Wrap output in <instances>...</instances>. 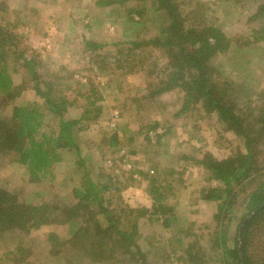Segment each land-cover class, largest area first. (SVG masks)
I'll list each match as a JSON object with an SVG mask.
<instances>
[{"label":"rangeland","instance_id":"obj_1","mask_svg":"<svg viewBox=\"0 0 264 264\" xmlns=\"http://www.w3.org/2000/svg\"><path fill=\"white\" fill-rule=\"evenodd\" d=\"M97 1L0 0L6 7L5 12H0V17L4 18L0 20L1 24L7 28L9 25L11 31L15 33L14 19H17L22 29L17 51L24 52L26 57L39 64L40 70L37 72L42 80L51 82L53 92L66 99L64 118L79 121L74 133L80 147L79 155L74 152L60 154L61 161L55 162L54 165L56 180L50 186H44L45 188L29 185L28 180L23 177L21 168L9 165L8 160L0 158V188L7 194H15L23 206L39 205L37 196H43L44 203L49 204L47 205L49 207L58 201L66 202L72 182H76L81 171L75 165V161L82 159L94 181L101 179L102 175L110 179L112 187V191H108L112 197L110 207L120 208L116 210V214L114 212L115 215H119L118 211L122 209L119 223L122 226H132L133 221H136V235L141 239L140 249L147 254L145 264H222L218 254L223 252L224 247L232 245L235 227L243 217L242 207L234 211L235 217L229 223L226 233L227 240H214V237L219 238V234L216 233L222 228V222L217 223L216 218H213L217 214L218 205L216 202L202 200V196L207 188H216L218 185L214 180L207 181L209 176L197 161L201 160L205 153L218 161L236 152L239 153L243 150L242 140L229 133L219 136V132H216L218 126L215 124L214 114L208 115L191 107L187 113L174 117L182 103V95L177 90L152 99L147 98L148 94L153 92L150 85L158 80L165 63L161 50L143 49L139 55L142 65L141 62L139 64L133 62L121 70L109 69L107 72L110 76L106 75V71L98 69L96 65L100 58L109 55L112 50L102 45L95 52H91L85 42L108 44L115 41L129 42L134 38H148L155 33L156 24L147 27L135 24L134 22L139 20L138 17L129 15L134 7L132 1L119 7L97 6ZM186 2L184 10L192 11V15L197 13V18L203 17L208 24L216 26L226 35L237 37L247 35V28L257 24L251 22L250 18L261 0H228L223 3L221 0H186ZM128 18H134V21L129 22ZM157 21L162 20L157 18ZM261 50L249 56L251 59L249 64L245 65L240 58L234 59L235 67L231 65L224 74L225 78L233 81L235 79L232 77L239 71L244 73L243 78L246 80L244 90L250 95H248L252 101L250 106L254 109L255 105L264 102V43L261 44ZM248 55L244 54L243 59ZM92 62H96L95 65H92ZM22 72V69L18 68L17 73L12 74V85H19ZM26 81V85L17 91L14 104L18 106L22 103L41 104L34 93L33 81L30 78ZM235 81L239 82L238 79ZM90 83L100 90L102 100L96 103V107L99 108L98 117L93 122L85 124L82 120L84 111L91 109L85 105L88 102H85L83 95H89L87 92ZM237 90L240 89L235 86V90L227 92L226 96L237 97ZM10 101L5 99V102ZM251 113L256 116L252 115L249 118L250 125L258 133L261 126L258 112ZM155 123L162 125L156 129L155 134L162 135L163 130L169 127L171 129L169 135L160 139L159 146L153 144L148 146L144 151L145 156L139 153L136 157L127 154V151L138 152L142 149L140 138L132 143H128L127 139L138 129L144 135L149 131L147 126ZM149 133L151 135L150 131ZM114 134L117 136L118 145L110 150L106 141ZM261 139L258 143L261 150L258 158L261 165H264ZM182 155L194 161H182L180 158ZM135 163L136 165H133ZM152 166L161 172L162 187L171 188L163 194L166 196V206L174 213L166 229L160 225L162 219L155 221L156 217L151 215L152 201L147 194L145 183L137 179L136 174L131 175L134 167L152 173L149 171ZM169 171L174 172L172 177H168ZM262 174L264 175V171ZM244 184L245 181L237 188L242 187L244 192H251L254 189V185L248 187ZM141 210H147V213L138 217L143 212ZM50 211L51 208L47 213ZM99 218L102 221L101 217ZM50 231L62 237H69L73 232L71 224L51 225L31 229L28 234L27 231H22L15 236L24 239L22 241L28 244L25 249L32 254L43 253L49 249V243L43 240L42 236ZM9 234L12 232L0 237V257L2 263L14 264L12 262L14 258H11L14 256L9 255L14 253L15 241L9 240ZM179 236L183 237V240L177 247L176 240L169 239ZM259 238L262 240V236ZM259 238L253 242L260 243ZM109 245L112 252L109 254L114 257L108 264H138L137 255L122 256L120 248L116 247L117 244ZM187 247L198 256L197 259L189 260L188 256H183L182 251Z\"/></svg>","mask_w":264,"mask_h":264},{"label":"trees","instance_id":"obj_2","mask_svg":"<svg viewBox=\"0 0 264 264\" xmlns=\"http://www.w3.org/2000/svg\"><path fill=\"white\" fill-rule=\"evenodd\" d=\"M129 1L134 2L129 15H135L139 19L134 23L140 27L156 24L155 33L148 38H134L123 43L85 42L91 52H95L102 45L112 50L109 55L100 58L96 67L106 71V75L110 76L109 69L117 71L127 64L132 65L133 62L139 64L141 62L139 55L143 49L161 50L165 63L158 80L150 85L153 92L148 94L147 98L152 99L177 90L182 95V103L174 117L187 113L191 107L208 115L214 114L215 124L218 126L216 132H219V136L229 133L242 140L243 150L239 153L236 152L219 161L205 153L201 160L197 161V164L208 174L207 181L214 180L218 185L216 188H207V191L203 192L202 200L216 202L218 205L217 214L213 218H216L217 223L222 222V228L216 231L219 238L214 237V240H227L226 233L229 223L235 217L234 211L242 207L243 217L235 227L232 245L224 247L223 252L218 254L222 264H264V208L249 217L264 204L262 174L264 165H261L258 158L261 153L258 146L261 137L262 151H264V102L255 105V109L250 106L252 101L244 90L246 80L243 78V72L237 71L238 73L232 77L238 79V83L224 77L228 67L234 66V59L240 58L246 65L251 62L249 58L251 54L262 51L264 0L257 4L250 18L251 22L257 24L247 28V35L237 37L226 35L216 26L208 24L203 17L197 18V13L192 15V11L184 10L187 5L186 0H98L96 5L119 7ZM227 1L221 0V3ZM5 10V5L0 3V12ZM157 18H161L162 21H157ZM133 19L128 18V21L133 22ZM0 20L4 18L0 17ZM13 29L16 30L15 33L11 31L9 25L7 28L0 22V158L8 160L9 165L21 168L23 177L28 180L29 185L45 188L56 180L54 165L61 161V153L74 152L79 155L80 147L74 133L79 121L64 118L66 99L53 92L51 82L42 80L37 72L40 70L39 64L26 57L24 52L17 51L19 35L22 32L17 19H14ZM243 53H248V57L244 56L243 59ZM95 63L92 62V65ZM18 68L23 72L19 85L14 86L11 76L17 73ZM241 68L242 66L239 69ZM27 78L33 81L34 93L41 104L36 102L22 103L19 106L14 104L17 91L26 85ZM219 79L223 80L219 81ZM235 86L240 89L237 90L240 99L237 98L238 96L234 98L226 96L227 92L235 90ZM87 94L89 95H83V98L88 102L85 105L91 110L84 111L82 120L85 124L93 122L98 117L99 108L96 107V103L102 100L100 90L93 83L88 86ZM5 99L11 100V103L5 102ZM252 111L258 112L257 116L261 124L258 133L250 125L249 118L252 115L256 116L251 113ZM161 126L158 123L148 125L151 135L149 131L144 135L139 129L135 131L127 142L132 143L140 138L142 149L138 152L127 151V154L136 157L139 153L145 156L144 151L148 146L152 144L159 146L160 139L167 137L171 131L166 127L162 135L155 134L156 129ZM106 142L108 149L116 148L117 136L114 134ZM180 158L182 161H194L183 155ZM146 159L150 161L149 158ZM75 162L81 171H78L79 178L76 182H72L66 202L58 201L50 204L49 207L47 206L49 204L44 203L43 196H37L39 205L23 206L15 194H7L0 188V237L12 232L9 234V240L15 241L14 253L9 255L14 256L11 257L14 258L12 262L14 264H108L114 257L109 254L112 253L109 250V244L112 243L117 244L116 247L120 248L122 256L135 254L138 256V264H145L147 254L140 249L141 239L136 235V221H133L132 226H122L119 223L122 209L118 211L119 215H115L116 210L120 208L110 207L112 201L111 193L108 194V191H112L110 179L102 175L101 179L94 181L92 175L87 172L85 162L82 159H77ZM149 171L152 173L134 167L131 175L136 174L137 179L145 183L147 194L152 201L151 215L156 217L155 221L162 219L160 225L166 229L174 213L166 206V196L163 194L171 188L162 187L161 172L157 167L152 166ZM173 173L169 171L168 177H172ZM243 181L248 187L254 185V189L251 192H244L242 187L237 188ZM50 208L51 211L47 213ZM146 213L147 210L138 217ZM68 224H71L73 231L69 237H62L51 231L43 234V240L49 243V249L43 253L32 254L27 248L25 249L28 244L22 241L24 239L15 236L22 231H27L28 234L31 229ZM240 225H242L241 230ZM259 236H262V240ZM256 238L261 240L260 243L253 242ZM169 240H176L178 244L176 246L179 247L183 237H171ZM182 254L188 256L189 260L198 258L188 247L182 251ZM0 264H5L2 263L1 257Z\"/></svg>","mask_w":264,"mask_h":264},{"label":"water","instance_id":"obj_3","mask_svg":"<svg viewBox=\"0 0 264 264\" xmlns=\"http://www.w3.org/2000/svg\"><path fill=\"white\" fill-rule=\"evenodd\" d=\"M263 208H264V204H262L261 206H259L252 214H250L249 217H252L254 214H256L257 211L262 210ZM241 228H242V225L240 226V230H241Z\"/></svg>","mask_w":264,"mask_h":264}]
</instances>
